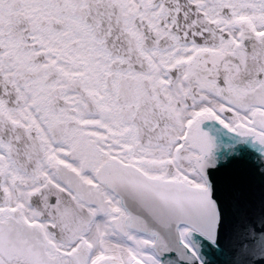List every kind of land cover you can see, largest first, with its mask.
<instances>
[{"label": "snow or ice", "instance_id": "snow-or-ice-1", "mask_svg": "<svg viewBox=\"0 0 264 264\" xmlns=\"http://www.w3.org/2000/svg\"><path fill=\"white\" fill-rule=\"evenodd\" d=\"M0 264H264V0H0Z\"/></svg>", "mask_w": 264, "mask_h": 264}]
</instances>
